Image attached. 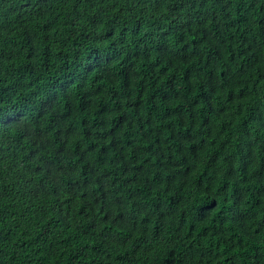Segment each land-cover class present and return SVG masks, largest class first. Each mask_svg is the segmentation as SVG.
Returning <instances> with one entry per match:
<instances>
[{
    "label": "trees",
    "instance_id": "16d2710c",
    "mask_svg": "<svg viewBox=\"0 0 264 264\" xmlns=\"http://www.w3.org/2000/svg\"><path fill=\"white\" fill-rule=\"evenodd\" d=\"M0 264H264V0H0Z\"/></svg>",
    "mask_w": 264,
    "mask_h": 264
}]
</instances>
